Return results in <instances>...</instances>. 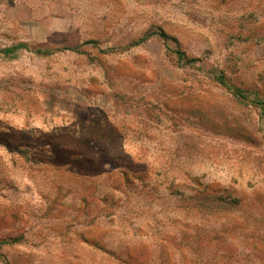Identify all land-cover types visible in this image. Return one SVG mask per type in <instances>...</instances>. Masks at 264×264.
I'll return each mask as SVG.
<instances>
[{
  "label": "rangeland",
  "instance_id": "obj_1",
  "mask_svg": "<svg viewBox=\"0 0 264 264\" xmlns=\"http://www.w3.org/2000/svg\"><path fill=\"white\" fill-rule=\"evenodd\" d=\"M10 138L0 264H264V0H0Z\"/></svg>",
  "mask_w": 264,
  "mask_h": 264
},
{
  "label": "crops",
  "instance_id": "obj_2",
  "mask_svg": "<svg viewBox=\"0 0 264 264\" xmlns=\"http://www.w3.org/2000/svg\"><path fill=\"white\" fill-rule=\"evenodd\" d=\"M44 55H47V54H44ZM10 128L13 132H15L14 134H21L25 138L34 136L36 133L39 132L38 130H40L37 128L36 125L32 126L31 124L28 125V123L21 124V125H13V126H10ZM13 144H18V145L21 144L25 146L28 153L30 152L28 145H27L28 143H25V142L19 143L13 140L12 138H10V139H7L6 143L0 142V154L2 155L0 156V158L8 162L11 161V158L9 156H3V149L5 148L8 151L11 150V152L13 153L18 152L15 149H11ZM9 146L11 147L9 148ZM30 159L26 160L25 164L27 167L26 168L24 167V169H26L30 174L35 175L37 173H40L39 170H41L44 167L46 168V173H48L51 176H55V178L49 177L48 183L51 186L56 187L57 194L63 191H66V192L72 191L71 183H72V179L74 178V176L72 174V171L67 166H63V165L61 166V165H58L57 163H52V162L47 163L46 161H42L40 158H37V157H32ZM62 178H64V180H62ZM68 180L69 182L71 181L70 184L67 182Z\"/></svg>",
  "mask_w": 264,
  "mask_h": 264
},
{
  "label": "trees",
  "instance_id": "obj_3",
  "mask_svg": "<svg viewBox=\"0 0 264 264\" xmlns=\"http://www.w3.org/2000/svg\"><path fill=\"white\" fill-rule=\"evenodd\" d=\"M163 38H167L166 35H162ZM17 49H19L18 47H15V48H10V49H6V50H3V54L8 57L10 56L11 54H13ZM179 55H182L180 52L178 53ZM14 243L16 242H19V240L15 239L13 240ZM7 245H10V241H2L0 242V249L4 246H7Z\"/></svg>",
  "mask_w": 264,
  "mask_h": 264
}]
</instances>
